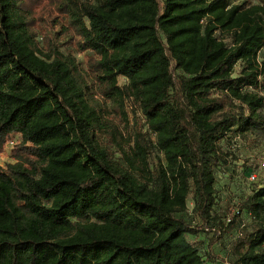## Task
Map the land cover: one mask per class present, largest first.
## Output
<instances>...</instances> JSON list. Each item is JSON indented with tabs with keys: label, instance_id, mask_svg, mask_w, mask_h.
<instances>
[{
	"label": "trees",
	"instance_id": "trees-1",
	"mask_svg": "<svg viewBox=\"0 0 264 264\" xmlns=\"http://www.w3.org/2000/svg\"><path fill=\"white\" fill-rule=\"evenodd\" d=\"M263 49L264 0H0V152L20 137L0 165V264H216L187 235L224 227L223 141L264 130ZM127 99L155 142L125 148ZM261 184L231 264H264ZM192 187L199 226L181 216Z\"/></svg>",
	"mask_w": 264,
	"mask_h": 264
},
{
	"label": "rangeland",
	"instance_id": "rangeland-1",
	"mask_svg": "<svg viewBox=\"0 0 264 264\" xmlns=\"http://www.w3.org/2000/svg\"><path fill=\"white\" fill-rule=\"evenodd\" d=\"M256 0H253V2ZM59 28L47 29V33L53 35ZM39 45L44 46V40L38 36ZM60 48L63 52L73 51L77 57L78 62L82 67H86V62L89 52H77L71 45L67 44V37L63 36L59 39ZM264 54V49L260 56ZM241 63L238 64L239 69ZM127 80L124 77L119 78V85L124 86ZM126 113L128 121H122L121 117L115 116L113 120L118 124L119 131L122 132L125 148H128L129 143L133 145L135 134L140 131L143 134H149L152 141L155 142L154 134H151L147 127V122L140 108H136L131 100H126ZM116 140L121 142V138L117 135ZM14 141L10 144L8 141ZM229 141H223V160L221 165L217 168V188H218V202L216 206V215L219 216L223 222V228L217 227L216 230L212 227L209 231L200 230L196 235L188 234L187 238L195 244L203 256L211 254L212 259L216 264H226L225 258L228 262H236V256L232 250V244L235 242L238 232L241 231V224L244 222L247 228L252 225L251 216L244 208L247 198L251 195L257 184L250 182L249 177L252 172L264 174V170L259 168L264 161V130L255 131L247 138L234 137V134L229 135ZM5 148L0 152V165L5 166L8 162H14L12 158V150L20 142L19 135L12 133L9 136ZM104 145H108V137L104 135L101 139ZM117 156V154H116ZM160 158L163 164L166 163L163 153L156 151L150 157V167L152 168ZM194 189L188 198L187 211L182 213L190 224L199 226L202 221L196 214L192 213ZM242 208L241 215L236 218V225L231 227L229 222L234 216L232 212ZM244 208V209H243ZM220 229V230H219Z\"/></svg>",
	"mask_w": 264,
	"mask_h": 264
},
{
	"label": "built area",
	"instance_id": "built-area-1",
	"mask_svg": "<svg viewBox=\"0 0 264 264\" xmlns=\"http://www.w3.org/2000/svg\"><path fill=\"white\" fill-rule=\"evenodd\" d=\"M244 1L251 2V3L253 2V0H236V3H241V2H244ZM9 143L13 144L14 141L11 140V141H9ZM259 168L261 170H264V161L260 164ZM263 176H264V174H260V173H257V172H252L250 177H249V180L253 184H257L259 182V184L257 186H261L262 185L261 182H262ZM236 212H238V210H234L232 212V214H236ZM244 226H245V223L242 222L241 228H243ZM225 262H226V264H231V263L228 262L227 258H225Z\"/></svg>",
	"mask_w": 264,
	"mask_h": 264
}]
</instances>
